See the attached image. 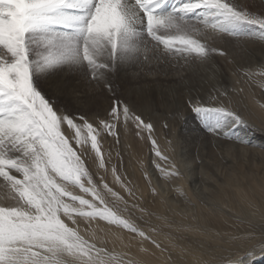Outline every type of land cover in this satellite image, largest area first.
<instances>
[{"label":"bare ground","instance_id":"bare-ground-1","mask_svg":"<svg viewBox=\"0 0 264 264\" xmlns=\"http://www.w3.org/2000/svg\"><path fill=\"white\" fill-rule=\"evenodd\" d=\"M185 1L193 3H188L189 5L183 8V15L187 16L199 11L202 17L197 27L199 30L188 35L193 44L189 43L185 47L189 51L198 52L199 56H205L199 66H192L198 68V71L196 70L191 79H186L196 83L197 87L193 89L187 85L184 90H177L175 82L178 77L175 75L179 71L168 67L157 74L156 78L149 80L157 88L154 87L155 98L160 101L161 106L168 107V102L169 105L172 104L168 99L173 96L174 91L178 102L192 97L196 106L206 104L217 108L224 107L234 114L238 111L242 121H234L235 118H231L226 127L223 126L212 138H208L202 133L201 124L194 125L193 117L187 115L188 112H184V108L181 107L185 120L177 123L171 121L168 128H164L162 124L158 125V130L153 132L156 151L151 154L142 140L131 135L134 129L138 128L136 125L140 121H135L133 126L124 121L123 132L128 141V163H131L126 171L130 177L127 180L131 181V192L128 183L126 184L119 175H116L113 169H108L106 180L110 184L109 187H104L111 198L123 205L133 207L137 217L136 219L131 217L136 221L133 225L122 224L109 212H103V208L98 207L97 198L90 201V204L96 206L94 211L98 209L102 210L101 212L90 213L89 207L84 208L85 204L81 203L80 206H84V210L77 216L71 214L66 206L51 212V209L47 208L50 202H46L47 205H39V202H36L31 208L23 209L21 202H11L16 195L12 193V188L0 180V208L15 210L20 218L29 219L27 221L30 222L56 223L59 219L58 221L65 223V226L62 224L65 230L61 228V230H44L43 233L40 232L39 237L35 238V236L32 240L3 243L4 245H0V264H250L249 262L253 261H256L255 264H264V29H261L262 27L247 28L246 26V32H236V25L240 22L235 17V11L224 0H155L153 2L149 0H0V40L7 39V42H12L11 44L19 48L23 46L27 33L38 30L43 25L44 27L50 25L51 21H58L65 15L63 11L65 8L75 13V20L82 22L92 17L95 11L116 9L122 12L123 17L120 19L125 20L126 26L127 23L129 25V22L134 21L141 27V22L144 20L141 8L147 11L142 10L143 14L151 16L152 12L158 14L156 17L161 20V17L172 15ZM234 1L236 4V0ZM211 5L216 7L213 8ZM255 6L258 15L264 18V3L256 2ZM115 22L118 23L117 20ZM117 26L119 29L115 33H120L126 28L124 23L120 22ZM131 31L129 26L127 32L130 34ZM242 34L244 35L241 36ZM80 35L84 36V32ZM110 43L109 40L99 42L104 47ZM177 45L169 44L154 49L159 52L164 49L177 50L179 48ZM27 46L28 51L32 50L29 44ZM149 50L153 49L149 48ZM135 51L137 52L132 47L133 54H126L125 60L135 63ZM9 58L0 52V60L5 62L11 60ZM72 60L77 62L74 66L76 68H68L64 71L55 70L48 66V63L37 60L30 65L34 71L31 73L34 78H38L43 87L61 88L68 84L72 85L66 95H58L63 97L70 108L80 109L86 114L91 110L92 100L87 91L86 94L83 92V95H79L76 86L82 83L80 76L87 77L84 75L85 71L91 72L94 67L92 63L79 62L78 58ZM130 66L133 67L132 64ZM15 68L11 70L16 74L15 83H18L22 92L29 96L27 69L22 66ZM35 72L37 74L40 72L39 76ZM87 83L89 84V81ZM164 92H169L167 98L161 96ZM82 96L87 100L85 109L80 107ZM134 100L136 101L135 98ZM121 106L122 112L125 107L128 108L125 105ZM42 110L45 112L46 109L42 108ZM125 111L124 117L129 114L128 110ZM194 112L199 115L198 111ZM146 113L143 115L147 116ZM205 116L206 118L222 117V114L214 111L208 112ZM111 117L114 121V113ZM91 120V118L87 119L89 123L84 122L79 127L71 124L68 132L77 138L78 143L88 134L94 139L99 133V128L104 127L101 123ZM56 123L57 128L64 129L63 119H58ZM139 125L142 127L141 124ZM4 129L3 135L11 137L15 135L12 127L7 125ZM43 143L44 141H38L36 148L47 159H51L54 155L44 148ZM96 152L97 150L93 149L92 153ZM101 165L102 163L98 165L100 170ZM103 165H108V162H104ZM99 182L102 184L100 179ZM113 185L123 190V194L117 193ZM26 186H21L23 191L20 193L25 191L24 188L30 189H28L30 185ZM30 190L29 192L35 191L32 186ZM94 192L96 194L95 189ZM24 211L27 213L25 214ZM233 253H236L235 259L232 258ZM239 254L244 256L239 257Z\"/></svg>","mask_w":264,"mask_h":264},{"label":"rangeland","instance_id":"rangeland-1","mask_svg":"<svg viewBox=\"0 0 264 264\" xmlns=\"http://www.w3.org/2000/svg\"><path fill=\"white\" fill-rule=\"evenodd\" d=\"M149 1L153 2L155 0ZM224 2L235 11L236 16L235 14L233 16L236 19L238 18L240 22L236 25V32H244L247 28L253 26L264 29V21L262 22L264 18L258 15V12H256L257 7L255 6L256 2L257 4H262L264 0H236V4L234 0H224ZM188 3L191 4L193 2H183L172 15L161 17V20L156 17L158 14L152 12L151 14L154 16L143 14V11L147 12L146 9L138 5L141 8V14L144 16L141 27L139 23L134 21L129 22V25L127 23L126 26L125 20L122 19V21L120 19V17H123L122 12L116 9H113L114 11L110 9L95 11L91 15L92 17L82 22L81 20H75V13L69 12V8H65L63 10L65 15L58 19V21H51L50 25L48 24L45 27L43 25L38 30L27 33L23 46L19 48L11 44L12 42H7V39L0 40V52L3 56H9V59H11L5 62L0 60V180L13 189L12 193L16 196H13V201L10 198L11 202H21L20 205L23 206V209L25 207L31 208L36 205V202H39V205H47L46 202H50L53 205L49 203L47 208L51 209V212L61 210L62 207L66 206L74 216L81 214L84 208L89 207L90 213L101 212L103 210V212L106 211L115 216L116 220L120 223L133 225L136 223L135 220H132L136 216L133 207L123 205L111 198L105 189L110 184L106 180L107 171L108 169H113L116 175H119L126 184L128 183L129 192H131V181L130 179L127 180L130 177L126 171L131 163H128V141L123 132L124 121L132 124V126L135 121H140L136 125L138 128H135L131 135L145 143V146L149 149V154L154 153L155 150L153 132L158 130V125L162 124L164 128H168L171 121L177 123L178 121L183 122L185 120V116L182 115L183 113L180 110L181 107L184 108V112H188L187 115L193 117L194 125L196 123L201 124L202 133L208 138H212L214 133L219 131L223 126L226 127L231 118H235L234 121H242V118L238 115V111H235L236 114H234L231 110L224 107L217 108L216 106L206 104L196 106L195 100L192 97L178 102L175 97L176 92L174 91L172 93L173 96L168 99L172 102L171 105L168 102V107L167 105L166 107L161 106L160 101L155 98L157 88L149 80L156 78L157 74L168 67L171 69L175 68L174 71H179L175 75L178 77L175 82L177 90H184L187 85L188 87H193V89L197 87L196 83L187 80L192 78L196 70L198 71V68L192 66H199L205 56H199L198 52L189 51L185 47L189 43L193 44L188 35L199 30L197 27H199L202 17L199 11L187 16L183 15L182 10L189 5ZM117 11L118 13L116 14ZM138 11L140 12L139 9ZM116 20L118 23H124L126 26L125 30H122L120 33H115L119 29L118 23L115 22ZM129 26L132 30L130 34L127 32ZM106 27L107 29H104ZM137 30L139 31L137 32ZM79 32L80 34L84 32V36L80 35ZM134 34L136 37H134ZM139 38L142 39L140 40ZM104 40H109L112 44L110 43L106 47L104 45L101 46L99 42ZM42 41L44 42L42 43ZM28 44L32 47L30 51H28ZM169 44H179L177 45L179 48L177 50H165L163 48L165 52H159V50L154 49L155 47H165V45ZM113 45L120 46L114 47ZM132 47L137 50L134 55L136 57L135 63L128 62L124 57L126 54H133ZM149 48L153 50H149ZM99 52L101 54H98ZM162 53L165 54L163 55ZM77 58L79 62L84 64L92 63L94 67L91 72L85 71L84 74L83 71V74L87 75V77L80 76L82 83L76 86L79 95H83V92L86 94L87 91L90 100H92L91 110L86 114L81 112L80 109L75 108L73 110L70 108L65 103L63 97L58 95H66L72 85L68 84L61 88L43 87L38 78H34L33 73H31L34 71L30 67L34 61L38 60L37 62L44 61L48 63V66L55 70L64 71L68 68L73 69L77 62H74L72 59L76 60ZM161 59L163 60L161 61ZM131 64L133 67L130 66ZM19 66L26 67L27 69L29 96L22 92L18 83H15L16 74L11 70ZM35 74L39 76L40 72L38 74L35 72ZM87 81H89V84ZM168 94L169 92H164L161 96H166L167 98ZM80 102V107L85 109L87 105L85 97L82 96ZM121 105L128 106V108L125 107V110L129 111L128 116L124 117L123 113L126 111L122 112ZM132 107H137L138 109L136 110ZM42 108L46 109L45 112ZM193 110L198 111L199 115L195 114L197 112ZM214 111L222 114V117L206 118L205 115L208 112ZM113 113L115 117L114 121L111 117ZM144 113L147 116L143 115ZM200 115L205 117L203 118ZM227 115L230 117L226 118ZM60 118L64 122V129L62 130L57 128L56 123ZM90 118L92 119L91 121L95 120L104 127L99 128V133L96 134L94 139L93 136L90 137V134H88L78 143L77 138L69 133L71 124L79 127L84 122L89 123L86 120ZM7 125L12 127L15 132V135H12V137L3 135L4 127ZM38 141H44V148L53 153L54 156L51 159H47L36 148ZM93 149H96L97 152L92 153ZM104 162H108V165H103ZM101 163L100 170L99 166ZM125 174L126 177H124ZM98 178L102 181V184ZM33 179L35 181H32ZM27 184L28 186L30 185L28 189H31L32 186V189L35 191L29 192L30 189L26 190ZM21 186H26L24 188L25 191L22 193H20L23 191V187ZM113 186L117 193L123 194V190L115 185ZM48 195L50 196L48 197ZM94 199L97 200L98 207L103 208L101 211L98 209L93 210L96 206L91 205L90 201ZM81 203L85 204V207L80 206ZM24 213L26 214L27 212L24 211ZM27 220L29 219L20 218L15 210L0 208V245L9 244V242L12 244L26 239L32 240L35 236V238L39 237L44 230L50 231L60 228L65 230L63 227L65 223H61L58 221L59 219H57L56 223L46 221L30 222ZM39 226L46 228H42V230ZM239 255V257L244 256L242 254ZM236 257V253H233L232 258L235 259ZM255 262L249 263L255 264Z\"/></svg>","mask_w":264,"mask_h":264}]
</instances>
